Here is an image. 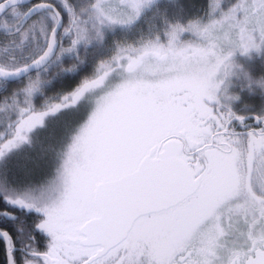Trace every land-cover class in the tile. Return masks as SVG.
<instances>
[{
	"label": "snow or ice",
	"instance_id": "1",
	"mask_svg": "<svg viewBox=\"0 0 264 264\" xmlns=\"http://www.w3.org/2000/svg\"><path fill=\"white\" fill-rule=\"evenodd\" d=\"M0 37V160L65 122L42 181H0V219L35 217L22 264H264V105L237 115L228 92L264 95L230 60L264 45V0L187 22L158 0H0Z\"/></svg>",
	"mask_w": 264,
	"mask_h": 264
},
{
	"label": "rangeland",
	"instance_id": "2",
	"mask_svg": "<svg viewBox=\"0 0 264 264\" xmlns=\"http://www.w3.org/2000/svg\"><path fill=\"white\" fill-rule=\"evenodd\" d=\"M200 1V0H198ZM71 3L75 4L77 2H82V0H70ZM202 8L197 7L194 4L193 0H158V4L160 5V11L164 12L167 11L170 17L175 16L176 13H179L180 18L187 22L188 20L200 18L205 16V13L208 10L209 3L211 0H201ZM234 0H223L224 5H229L233 3ZM200 5V4H199ZM152 13L149 15L137 26L134 33L129 34L126 39L131 42L133 39H139L141 33H147L150 22L151 23H158V21H154L152 19ZM231 62L233 65L238 66L234 67L233 71L240 75L241 73L247 72L251 77L258 78L264 76V45L260 46L259 51L257 50H250L247 54H242L240 50H236L233 52L231 58ZM233 85H237L239 82L237 81L236 77H232ZM229 94L236 93L239 96V100L236 102L230 103V107L232 110L238 115L241 113H249L252 111L258 110L262 105H264V95H261V90L257 87L254 88L253 92H248L247 90L240 91L238 86H230L228 89ZM251 105V107H248ZM55 118L51 119L50 124L56 126L58 122H60L59 127L60 129L56 128L50 136H48V142H55L58 143V134L62 131L63 127L65 128V122L63 120H57ZM65 131V130H64ZM35 139V146L38 147L37 139L43 137L45 132H48L46 125L43 128L38 129ZM51 146L42 147L40 146V151L35 158L28 159V161L24 162L21 165V168H29L31 166L39 167L40 165H45V159L47 154L50 153Z\"/></svg>",
	"mask_w": 264,
	"mask_h": 264
},
{
	"label": "trees",
	"instance_id": "3",
	"mask_svg": "<svg viewBox=\"0 0 264 264\" xmlns=\"http://www.w3.org/2000/svg\"><path fill=\"white\" fill-rule=\"evenodd\" d=\"M194 4L197 3V7L202 8V2L201 0H193ZM200 4V5H199ZM3 42V37H0V43ZM81 55L84 56L85 53L83 51L81 52ZM88 60H89V71H91L92 68V53L87 54ZM67 60V58H66ZM67 63H70V61H67ZM96 63H99V58H97ZM52 93H50L51 95ZM57 121V120H56ZM51 120H49L46 123V128L48 132H45L43 134V137L39 140L37 139L38 147L35 146V139L34 137L37 134L35 132L32 134V143L30 145H25L24 148L20 151H17L14 154H10L7 156L4 160H0V181H6L10 186L12 187H18L23 188L30 184H37L40 181H42L47 174L50 171L49 167V161H50V153L47 154L45 165L42 164L39 167L31 166L29 168H21V165L24 164V162L28 161V159L35 158V155L38 154L40 151V146H56L59 141L62 139L64 135L65 128L63 127L62 131L57 133L58 134V143L55 142H48L50 141L48 136L51 138V134L53 133L54 129L58 128L60 129L58 125H60V122L57 123L56 126L50 124ZM3 132V127L0 126V133ZM36 134V135H35ZM5 206L3 205L2 201H0V209H3ZM14 215L18 217V220L15 223L12 222H6L3 219L0 221V230H7L10 235L12 236L13 240L15 241L16 245L22 244V242L26 241V234L33 230L34 223H35V217L34 215L24 214L20 213L19 211L15 209L10 210ZM12 227V228H11ZM14 228L15 232H12V229ZM23 230V234L20 233L19 230ZM35 237L37 235H40L38 232L34 233ZM44 238V237H43ZM46 239V238H45ZM0 264H7L6 263V250H5V244L0 240Z\"/></svg>",
	"mask_w": 264,
	"mask_h": 264
},
{
	"label": "flooded vegetation",
	"instance_id": "4",
	"mask_svg": "<svg viewBox=\"0 0 264 264\" xmlns=\"http://www.w3.org/2000/svg\"><path fill=\"white\" fill-rule=\"evenodd\" d=\"M30 3V2H29ZM254 114V111H252V112H249V113H239L238 115H240V116H246V115H253ZM255 123H256V121L254 120V119H248L247 120V124L249 125V128H248V130H251V128H252V126H254L255 125ZM233 125H235V127H236V130L237 131H244L245 129L243 128V127H241L240 126V124L238 123V122H236V121H233ZM258 130V129H257ZM0 221H1V219H0ZM12 228V227H11ZM4 231H7V230H4ZM8 232V231H7ZM12 232H15V230H14V228L12 229ZM9 233V232H8ZM10 234V233H9ZM40 234V233H39ZM43 235H37L36 237H35V247H37L39 250H41V251H43L44 249H45V247H46V240H45V238L46 237H44ZM3 242V241H2ZM4 243V242H3ZM21 245L22 244H20V245H16V253H15V258H16V260H17V264H22V260H23V257H22V255H21V252H20V248H21ZM5 250H6V246H5ZM7 263V262H6Z\"/></svg>",
	"mask_w": 264,
	"mask_h": 264
},
{
	"label": "water",
	"instance_id": "5",
	"mask_svg": "<svg viewBox=\"0 0 264 264\" xmlns=\"http://www.w3.org/2000/svg\"><path fill=\"white\" fill-rule=\"evenodd\" d=\"M30 0H26V3H29ZM6 262H7V253H6Z\"/></svg>",
	"mask_w": 264,
	"mask_h": 264
}]
</instances>
